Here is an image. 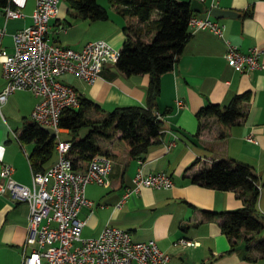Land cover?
I'll return each instance as SVG.
<instances>
[{
    "label": "crops",
    "instance_id": "1",
    "mask_svg": "<svg viewBox=\"0 0 264 264\" xmlns=\"http://www.w3.org/2000/svg\"><path fill=\"white\" fill-rule=\"evenodd\" d=\"M180 1L192 4L196 0ZM197 1L207 10L206 14L195 13L200 18L211 15L213 8L236 12L234 18H212L226 26V39L242 53L248 54L255 48L264 52V0ZM108 3L109 19L91 22L79 18L67 0H61L60 13L50 24L49 39L77 51L104 40L122 51L127 41V19L112 7L110 0ZM36 7L37 0H28L23 18L7 20L5 7L0 6V28L6 29L1 46L10 54L15 52V35L33 25ZM158 18L156 13L154 19ZM133 22L139 24L137 20ZM95 27L101 30L99 38L87 40V32ZM192 34L174 71L162 77L157 106L166 128L160 143L142 158L132 159L121 134L113 140L100 139L102 150L114 161V169L109 187L91 184L87 188V198L95 207L85 208L80 215L87 222L83 236L98 238L107 226L127 230L135 242L156 241L170 256V264H264L258 249L264 240L259 241L258 235H245L254 237V243L247 245L240 240L233 251L223 231L224 219L220 214L244 209L249 196L237 191L221 192L193 182L201 171L218 162L234 160L251 166L258 183L264 186V70L241 74L225 59L228 46L224 39L210 31ZM116 66L108 64L94 85L80 79L68 85L79 96L99 104L106 113L121 107H146L151 76L127 77ZM7 85L4 65L0 63V93ZM248 92L252 94L249 116L239 124L228 128L217 118L199 117L210 104L229 107L237 96ZM178 100L185 104L182 109L177 106ZM37 102L32 92L20 91L11 95L0 111V185L4 184L3 167L12 165L16 170L15 180L33 186L30 155L34 145L23 144L20 138L33 122ZM62 134L67 137L65 141L72 139L69 130L62 129L60 138ZM81 138H84L82 132ZM141 169L146 175L169 174L174 187L145 188L141 193H132L124 207L117 209L125 194L133 189V180ZM258 208L264 218V192L259 194ZM29 218L27 203L14 204L9 196L0 195V264L23 263ZM182 239L196 245L183 246L179 244Z\"/></svg>",
    "mask_w": 264,
    "mask_h": 264
},
{
    "label": "built area",
    "instance_id": "2",
    "mask_svg": "<svg viewBox=\"0 0 264 264\" xmlns=\"http://www.w3.org/2000/svg\"><path fill=\"white\" fill-rule=\"evenodd\" d=\"M28 0H9L5 7L7 20L21 19ZM61 0H37L33 25L15 35V52L10 54L1 43L6 29L0 28V63L8 80L0 93V111L11 95L30 91L38 102L33 121L42 128H52L59 140V159L45 173L33 174V186L15 180L16 170L5 165L1 177L0 195L9 196L14 204L30 206L29 234L23 249L22 264H170V256L156 241L135 242L132 234L107 226L98 238H84L87 225L80 218L85 208L95 203L87 198L91 184L109 187L114 161L105 155L95 156L85 170L75 169L70 157L72 144L60 138L61 118L65 111L81 106L78 91L62 81L64 76H76L88 85H94L108 64H117L121 51L110 42H92L82 51L61 47L49 39L51 21L60 13ZM192 33L210 31L224 39L228 50L225 59L237 72L248 74L264 70V52L258 48L242 53L226 39V26L214 20L197 16L190 21ZM184 102L178 100L179 109ZM162 119V116L159 115ZM254 141L252 137L249 138ZM143 164V163H141ZM134 187L117 205L122 209L132 193L145 188L169 190L174 187L172 177L165 173L146 175L141 169L133 180ZM260 193L264 186L257 184ZM179 244H196L182 239Z\"/></svg>",
    "mask_w": 264,
    "mask_h": 264
},
{
    "label": "trees",
    "instance_id": "3",
    "mask_svg": "<svg viewBox=\"0 0 264 264\" xmlns=\"http://www.w3.org/2000/svg\"><path fill=\"white\" fill-rule=\"evenodd\" d=\"M118 13L127 19L125 29L127 41L116 64L118 71L127 77L150 75L149 100L146 107L129 106L106 113L102 107L80 96L79 109L63 113L60 127L69 130L72 139L70 157L77 170H85L97 155H105L100 139L113 140L121 134L126 142L132 159L142 158L151 148L160 143L165 132V122L159 118L157 100L162 91V77L174 71L187 43L192 38L190 21L196 14L191 3L180 0H110ZM9 0H0V6L6 7ZM72 11L79 18L91 22L106 21L109 12L99 0H67ZM158 19H154L155 14ZM139 21L135 25L133 21ZM153 35V36H152ZM145 36L146 38H144ZM149 39V41H147ZM251 93L237 96L229 107L210 104L203 109L199 117L217 118L219 123L231 128L249 116L248 103ZM94 115L101 116L96 118ZM89 129L86 138L81 132ZM26 145H34L30 161L34 173H45L59 159V140L53 138L37 123L30 122L20 138ZM195 184L221 192L237 191L249 196L246 207L236 212L220 214L224 219L223 231L229 238L233 251L238 241L247 245L255 238L245 235H259L264 232V218L261 217L259 203L258 178L253 168L234 160L216 163L201 171L193 179ZM264 257V241L258 247Z\"/></svg>",
    "mask_w": 264,
    "mask_h": 264
},
{
    "label": "water",
    "instance_id": "4",
    "mask_svg": "<svg viewBox=\"0 0 264 264\" xmlns=\"http://www.w3.org/2000/svg\"><path fill=\"white\" fill-rule=\"evenodd\" d=\"M191 9L194 13L206 14L207 10L204 5L200 1H194L191 4ZM237 13L229 10H222L220 8H213L211 11V16L215 19L221 20L226 18H234L237 17ZM46 132H48L53 138H57V132L52 128H43Z\"/></svg>",
    "mask_w": 264,
    "mask_h": 264
},
{
    "label": "rangeland",
    "instance_id": "5",
    "mask_svg": "<svg viewBox=\"0 0 264 264\" xmlns=\"http://www.w3.org/2000/svg\"><path fill=\"white\" fill-rule=\"evenodd\" d=\"M63 1H65V0H63ZM99 2H100L101 5H106L104 7H109V8H106V9L111 10L110 3H108V0H100ZM99 33H101V30H99V29H97V27H95L94 29H92V31L87 32V38L86 39L89 40L91 38L92 40H97L99 38V35H98ZM78 80H79V78L76 77V76H68V77L64 76L62 78V81H64L66 84H68V83L71 84V83L77 82ZM89 131H90L89 129H84L82 131V136L84 138H86L88 136V134H89ZM61 139L63 141H65L67 139V137L62 134L61 135ZM258 239H259V241H263L264 240V232H262L261 234L258 235Z\"/></svg>",
    "mask_w": 264,
    "mask_h": 264
}]
</instances>
